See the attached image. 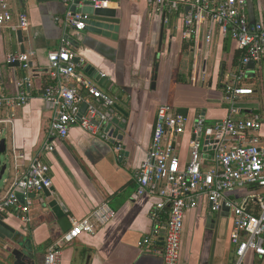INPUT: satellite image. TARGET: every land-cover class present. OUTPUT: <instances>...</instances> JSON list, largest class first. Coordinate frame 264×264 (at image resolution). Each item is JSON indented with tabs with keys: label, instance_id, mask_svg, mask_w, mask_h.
<instances>
[{
	"label": "crops",
	"instance_id": "1",
	"mask_svg": "<svg viewBox=\"0 0 264 264\" xmlns=\"http://www.w3.org/2000/svg\"><path fill=\"white\" fill-rule=\"evenodd\" d=\"M106 1H109L106 9L120 20L119 25L112 26L117 29L116 39L89 28L77 33L56 23V17L62 18L70 10L63 0H25L15 5L27 13L30 29L23 35L22 43L18 32L0 30V80L7 94L15 95L17 84L29 78L30 100L13 114L0 113V119L5 120L0 124L5 127L0 129L1 137L6 133L8 140H2L6 141V147L9 141L12 155L15 152L25 155L23 171L39 156L55 115L54 107L43 97L45 89L55 83L48 74V54L59 49L64 40L69 41L77 55V70L115 100L123 113L114 109L113 116L126 128L119 126L120 132L114 140L75 127L66 139L53 141L52 153L39 156L51 168L52 195H57L67 207L64 217L70 223L72 219L87 218L102 204H108L115 214L107 225L97 227L94 234H82L65 246L61 264H164L160 246L163 237L152 236L155 229L152 214L161 199L138 195L136 180L148 157L157 110L161 105H169L178 112L184 111L189 119L185 133L177 142L184 168L190 161V144L195 139L193 129L198 118L204 115L207 119L201 138L205 144L210 127L227 117L230 104L225 98V85L238 68L234 62L239 56L240 64L242 53L229 35L209 22L197 26V35L185 38V11L166 20L147 0ZM248 4L250 22L264 19V0H248ZM209 32L211 37L207 41ZM30 52H34L30 71L23 70L19 63L17 66L8 63L10 55ZM250 72V79L244 85L253 88L255 94L241 98L240 102L257 101L259 104L251 103L245 108L264 114V64ZM81 112H86L85 105ZM250 114L245 112L242 116ZM213 156V150L205 148V168L213 164ZM13 178L15 162L11 177L3 178L0 197L7 189L6 180ZM261 196L264 189L255 186L226 193V199L239 205L253 197L251 208L255 210ZM34 200L30 224L13 212L4 215V219L23 239L31 241L33 258L26 262L43 264L62 232L57 219L46 216L47 193H40ZM211 208L207 197L201 196L198 206L186 212L180 264H236V247L231 242L235 230L232 212L224 208L213 213ZM164 226L165 223L162 229ZM151 236V246L142 247L143 240ZM3 246H0V264H8V253L3 251ZM244 264H264V258L249 253Z\"/></svg>",
	"mask_w": 264,
	"mask_h": 264
},
{
	"label": "built area",
	"instance_id": "2",
	"mask_svg": "<svg viewBox=\"0 0 264 264\" xmlns=\"http://www.w3.org/2000/svg\"><path fill=\"white\" fill-rule=\"evenodd\" d=\"M23 1L0 0V30L21 31L23 35L29 32L27 13L15 7ZM63 1L70 6V10L62 18L56 17L55 22L77 33L87 28L89 18L83 12L86 5L94 9L109 6L106 0ZM147 1L156 11L163 13L166 20L186 12L188 8L183 24L185 38L197 35V26L209 22L224 35H229L242 53L238 68L225 85V98L230 104L227 117L210 127L205 144L201 138L207 119L204 115L198 118L193 129L195 139L190 144V161L184 168L177 153V142L178 137L185 133L189 119L169 105H161L157 110L148 157L136 180L138 195L149 194L161 199L152 214L155 223L152 236L161 235L164 238V264H180L185 215L198 206L201 196L207 197L213 213H219L224 208L231 210L235 226L231 242L236 247V264H244L249 253L264 258V196L257 198L256 210L251 208L253 197L241 205L226 199L227 192L239 188L255 186L264 189V114L237 105L241 98L255 94L253 88L245 86L244 82L250 79L247 74L250 63H254V71L258 65L264 64V19L250 22L248 0ZM33 56L34 52L13 54L9 56L8 63H19L23 70L30 71ZM76 58L70 42L65 40L59 49L48 54V74L55 83L45 89L43 97L54 107L55 115L48 139L39 154L41 158L55 150L54 140L66 139L75 127L93 136L101 134L106 139L113 138L103 130V126L114 118L115 100L77 70ZM29 87L30 79L23 78L17 84L18 92L8 95L4 82L0 80V113L9 111L13 114L26 105L30 100ZM83 105L86 106L85 113L81 112ZM249 110L253 112L249 117L242 116L244 111ZM1 123L5 120L0 119ZM205 148L214 152L213 164L208 168L204 167ZM13 155L15 178L6 180L7 189L0 197V215L13 212L21 216L25 224H30L34 198L46 191L52 194L51 168L38 156L23 171L25 155L16 152ZM18 193H22L23 202ZM114 215L108 204H102L87 218L72 219L71 229L57 238L43 264H61L65 246L74 243L82 234H94L97 227L107 225ZM152 236L146 237L141 246L149 248L153 243Z\"/></svg>",
	"mask_w": 264,
	"mask_h": 264
},
{
	"label": "water",
	"instance_id": "3",
	"mask_svg": "<svg viewBox=\"0 0 264 264\" xmlns=\"http://www.w3.org/2000/svg\"><path fill=\"white\" fill-rule=\"evenodd\" d=\"M84 13L88 15V21H87V28L92 30V32L98 33L103 35L104 37H113L117 38V29H114V25H119L120 20L116 19L115 13L113 11H110L106 8L101 9H94L92 6L85 7L83 9ZM188 11V8L186 12ZM164 18L165 15H164ZM86 28V29H87ZM115 32V33H114ZM18 38L19 41L23 42V33L21 31L18 32ZM231 41V38H230ZM22 52H25V49H22ZM79 62V60H78ZM19 65L18 63H16ZM14 64L15 66H17ZM157 66V65H156ZM248 70L254 69V63H250L247 66ZM157 72L154 76V83L153 87L155 86V82L157 79ZM85 109V108H84ZM115 110H118L119 112L123 113V111L116 106ZM253 113L252 111H244ZM181 114H184V111H180ZM110 115V114H109ZM185 115V114H184ZM124 123H121L120 119L113 118L112 121H110L106 126H103V130L111 135L114 140L117 139V134H119V126L125 130L126 126L123 125ZM122 138V137H120ZM114 143V142H113ZM7 151L6 147V141L1 140L0 141V156L5 154ZM8 164H3L2 160L0 159V185L3 182V178L5 176V173L7 172ZM48 200L45 204V211L46 216L49 219H57V224L61 229L62 233H66L71 229V223L67 217H64L67 213V207L65 204L61 201V199L57 195H52L51 192H47ZM19 199L23 202L24 198L22 193H18ZM229 209V208H228ZM230 211V209H229ZM0 241H2L3 251L7 252L8 258L7 262L8 264H34L26 262L27 259H32V253H33V247L31 245L30 240L23 239L20 233H18L13 227H11L9 224L5 222L4 216L0 215ZM0 244V245H1ZM164 245V238H161L160 240V246L163 247ZM12 261V262H11Z\"/></svg>",
	"mask_w": 264,
	"mask_h": 264
},
{
	"label": "rangeland",
	"instance_id": "4",
	"mask_svg": "<svg viewBox=\"0 0 264 264\" xmlns=\"http://www.w3.org/2000/svg\"><path fill=\"white\" fill-rule=\"evenodd\" d=\"M247 74L250 75V72H247ZM262 74H263L262 76H264V73H262ZM222 94L224 96V92L223 91H222ZM251 103H253V104H259V102H257V101L243 100V102H239L237 105L238 106L240 105V106L245 107V106H247V105H249ZM0 129H5L4 125H1L0 126ZM7 138L8 137H7L6 133H4L2 135V137H1V140L2 139H7ZM7 142L9 144V141H7ZM8 144H7V151H6V153L0 156V159L2 160L3 164H6V163L8 164V169H7V172L5 173L4 179H8L9 177H11V169H12V166H14V160H13V155H12L13 151L11 150L10 146H8ZM0 188L1 189L4 188V183H1Z\"/></svg>",
	"mask_w": 264,
	"mask_h": 264
},
{
	"label": "trees",
	"instance_id": "5",
	"mask_svg": "<svg viewBox=\"0 0 264 264\" xmlns=\"http://www.w3.org/2000/svg\"><path fill=\"white\" fill-rule=\"evenodd\" d=\"M238 58H239V56H238ZM237 58V59H238ZM236 59V61L234 62V64H235V66H238V60Z\"/></svg>",
	"mask_w": 264,
	"mask_h": 264
},
{
	"label": "flooded vegetation",
	"instance_id": "6",
	"mask_svg": "<svg viewBox=\"0 0 264 264\" xmlns=\"http://www.w3.org/2000/svg\"><path fill=\"white\" fill-rule=\"evenodd\" d=\"M2 243V241H0V244ZM0 246H2V244L0 245ZM12 262V261H11Z\"/></svg>",
	"mask_w": 264,
	"mask_h": 264
}]
</instances>
